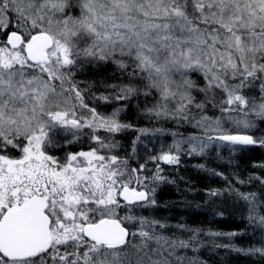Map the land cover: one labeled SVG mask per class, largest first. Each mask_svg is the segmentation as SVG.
I'll return each instance as SVG.
<instances>
[{"label": "snow or ice", "instance_id": "obj_1", "mask_svg": "<svg viewBox=\"0 0 264 264\" xmlns=\"http://www.w3.org/2000/svg\"><path fill=\"white\" fill-rule=\"evenodd\" d=\"M106 65L116 82L81 86L78 73ZM93 88L96 106L85 101ZM141 97L140 118L202 132L150 156L151 175L148 161L129 168L116 152L117 134L161 131L124 115ZM84 135L96 147L50 154ZM219 147L264 148V0H0V264H205L187 255L202 229L176 225L190 233L182 239L134 213L175 183L161 161ZM237 182L260 186L225 191L246 205L261 247H218L264 256V176Z\"/></svg>", "mask_w": 264, "mask_h": 264}, {"label": "trees", "instance_id": "obj_2", "mask_svg": "<svg viewBox=\"0 0 264 264\" xmlns=\"http://www.w3.org/2000/svg\"><path fill=\"white\" fill-rule=\"evenodd\" d=\"M109 67H112V69H107V66L98 69L93 67L88 70L87 79L77 75V80L84 82L81 85L82 87H86L92 82H116L115 68L113 65H109ZM193 79H197V77H193ZM93 94L99 95V91L93 88L85 96V101L88 100L91 106L102 103L92 100L91 96ZM110 108L106 111H109ZM216 114L218 115V112ZM128 120L134 123L137 129L149 127V125L138 124L131 119ZM161 127L159 126V129H162L163 134L154 136L141 135L140 133L138 135L137 131L128 130V141L125 144L119 141L121 146L116 152L119 153L121 158L128 160L129 168H137L140 164H145L148 161V171L143 174L151 175L152 171L155 170V162L149 161V157L158 155L160 151L164 150V146L170 139L193 135L202 136L200 129L187 123L178 124L175 120H170L163 128ZM173 133H179V135H173ZM137 136L140 137L139 140H137ZM153 138L156 140L155 142ZM118 139L120 140L119 137ZM66 145L69 144H65L63 140H60L59 146L61 149L67 148L69 151L76 149L73 144ZM146 147L149 148L147 152H138ZM184 149L186 151L187 147ZM201 164L204 165V168L197 167ZM260 164H264V148L261 147H251L236 153L215 149L209 150L203 156H190L182 153L179 165H167L161 161L160 167L164 169L163 175L170 180H174L175 183L163 184L157 188V210L152 211V207H148L138 209L134 214L160 220L168 225L166 230L173 231L176 229L177 232L171 234L182 239H187L190 233L178 229L176 225L179 224L187 225L189 228L202 229L199 238L209 236V232L239 233V235L232 237L215 236L218 238L219 245L232 244L236 248L261 247V232L249 224L246 205L243 201L237 200L230 192L225 191L229 188V182H231V185L241 192H259L260 186L258 183L240 184L237 180L248 181L249 177L253 175L264 176V168L256 167ZM213 171L223 173V177L214 175ZM212 187L223 191L224 194L216 197L215 214L209 212L213 222H209L210 220L206 219V213H202L201 202ZM154 212L156 213L154 214ZM218 213H223V215ZM123 215L124 212H121L120 216ZM204 220H207V222H204ZM220 248L222 252L226 249V247ZM221 255L223 259L225 255L223 253ZM227 260L223 261V264H264V256L259 253L245 254L235 251L233 256ZM217 263L219 261H213V264Z\"/></svg>", "mask_w": 264, "mask_h": 264}, {"label": "rangeland", "instance_id": "obj_3", "mask_svg": "<svg viewBox=\"0 0 264 264\" xmlns=\"http://www.w3.org/2000/svg\"><path fill=\"white\" fill-rule=\"evenodd\" d=\"M106 66H107V69H112V67H109V65H106ZM87 74H88V70L85 71L84 73H78L77 75L82 77L83 79H87L88 78ZM143 103H144L143 97H141L139 100H133L131 102V110L126 112L124 115H126L128 119H131V120L137 122L138 124L139 123H143L144 125H149V127H147V129H159V126H162L161 128H163V126L168 124V122L170 120H160L159 122H157V121H149L147 118H140L136 114V106L137 105L143 106ZM107 109H109V107H102L99 110L100 111H106ZM109 111H111V108H110ZM218 115H219V113H218ZM101 134H103V133H101ZM156 134H163V132L162 131H155V132H150L148 135L154 136ZM138 135H139V132H138ZM118 137L120 138V140L118 139ZM187 137L188 136L180 137L178 139H170L169 142L164 146L165 149L162 150V151H167L169 149V146L173 145V143L176 140H180V139L187 138ZM116 139L118 140V142L120 141L123 144H125L128 141V131L120 133V134H117ZM84 141H85V138H81L77 142L73 143V145H76V144H78L80 142H84ZM153 141L155 142L156 140L153 138ZM66 146H70V144L66 145ZM90 147H96V145L90 140L89 135H88V150H89ZM182 147L183 148H186V147L188 148V145H183ZM148 149H149L148 147L142 148V150H140L138 152H140V153L143 152L144 153V152H147ZM216 149L219 150V151H226V152L229 151V149L227 147H219V148H216ZM116 151H117V149H116ZM160 153H161V151L159 152V154ZM60 154L62 156L61 158H63L66 155L64 152H61ZM14 155H18V153H14ZM211 189H213V187ZM215 203H216V197H210L208 194L205 197V199H203V201L201 202V205H202L201 207L203 209L202 213L203 212L206 213V215H207L206 219L210 220L209 222H213L212 221L213 218L210 217L209 212H211V214H215V205H216ZM157 208H158V206H155V207H152L151 210L155 211V210H157ZM156 212H154V214ZM150 219H154V218L152 217ZM207 220H204V222H207ZM163 231L167 235H172L171 233L177 232L176 229L173 230V231H169V230L164 229ZM198 240L201 242V244L198 245L199 251L194 253L191 250H189L187 252V255L189 257L196 256V257L199 258V260L204 261L205 264H213V261H216V262L219 261V263H217V264H223V261H228L227 259L231 258L233 256V253L235 252L230 247H227L222 252L221 248L218 247V245H219L218 238H216L214 236H206V237H203V238H199L198 237ZM222 253L225 255L223 259H222V255H221Z\"/></svg>", "mask_w": 264, "mask_h": 264}, {"label": "flooded vegetation", "instance_id": "obj_4", "mask_svg": "<svg viewBox=\"0 0 264 264\" xmlns=\"http://www.w3.org/2000/svg\"><path fill=\"white\" fill-rule=\"evenodd\" d=\"M86 102H88V100H86ZM85 131H87V130H85ZM81 138H85V141L76 144L75 145L76 146V149L74 151H69V149H67V148L66 149L65 148H62L61 149L60 146H57L55 148H50L49 149V152H50V154L55 155V156L61 158L62 157L61 154H60L61 152H64L65 154H67L69 152H79V151H82V150L83 151H87L88 150V135H84Z\"/></svg>", "mask_w": 264, "mask_h": 264}]
</instances>
